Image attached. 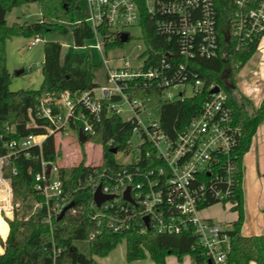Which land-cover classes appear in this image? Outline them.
Here are the masks:
<instances>
[{
    "label": "built area",
    "instance_id": "obj_1",
    "mask_svg": "<svg viewBox=\"0 0 264 264\" xmlns=\"http://www.w3.org/2000/svg\"><path fill=\"white\" fill-rule=\"evenodd\" d=\"M85 1L88 15L76 21L75 26L84 23L94 35L85 39L83 46L73 42L71 47L78 53L93 48L103 55L105 82L80 95L65 91L57 97L43 96L36 109L28 110V127H40L45 130L42 134L10 137L17 133L16 124L0 132V152L4 151L0 154V218L7 224L6 236L0 233L1 253V241L7 240L11 222L30 218L26 208L30 195L36 203H46V209L34 214H46L49 222L69 205L60 178L63 165L57 161V141L72 135L82 145L94 144L91 138L98 124L116 115L132 124V135L128 151L114 152L125 158L122 163L117 160L120 167L102 166V161L88 176L93 193L100 188L102 193L113 195L101 206L94 201L98 209L94 218L99 220V226L108 219L109 228L115 232L136 229L141 234L151 230L168 235L191 233L213 264H228L232 248L228 230L202 217L201 211L213 202L230 203L232 208L236 205V152L246 132L235 118L230 94L224 87L212 84L200 114L175 137L164 131L159 114L163 103L192 97L204 87L193 70V60L219 54L215 1L143 0L146 12L156 22L157 34L167 40V50L160 57L148 53L137 0ZM236 5L238 12L230 34L240 49L264 38V0H236ZM131 27L140 29L142 39L133 59L116 55L108 58L104 54L106 45L122 42L124 33H128L129 41L132 36L127 29ZM41 41L45 39L35 37L32 45ZM126 42H122L123 46ZM85 66L92 69L90 57ZM216 87L219 91L213 92ZM143 91L149 95H140ZM155 92H160V104L153 103ZM80 131L86 136L85 142L80 141ZM49 136L55 138L56 160L42 157L34 190L25 195L23 178L16 169L9 173L10 163L22 152L30 156L31 148L43 150ZM113 142L110 140L108 146ZM47 165L51 166L49 172ZM17 189L21 210L15 215L10 211L18 204ZM127 192L131 201L125 198ZM68 210L77 211L73 207Z\"/></svg>",
    "mask_w": 264,
    "mask_h": 264
},
{
    "label": "trees",
    "instance_id": "obj_2",
    "mask_svg": "<svg viewBox=\"0 0 264 264\" xmlns=\"http://www.w3.org/2000/svg\"><path fill=\"white\" fill-rule=\"evenodd\" d=\"M79 0H0V132H5L6 126L17 125V133L10 135L22 138L29 134H42L45 132L40 127H28L30 118L28 110L36 109L45 95L60 96L65 91L82 94L98 86L94 81L92 70L86 67L89 57L85 53L75 52L70 49L62 57V43L58 41H45V61L42 68L43 81L37 90L12 91V75L7 66L6 42L13 37L45 39L50 32L67 35L72 33L76 46H83L84 40L93 37V32L86 24L72 26L69 30L58 23H50L47 19L57 17L61 21H74V11L80 9ZM142 15V29L145 35L148 53L154 57L162 56L166 50L167 40L156 32V22L146 12L144 1L137 0ZM217 10V33L219 54L213 58L197 57L193 60V70L204 82V87L199 94L172 103H163L160 106L162 128L171 137H175L186 125L202 110L204 102L210 95V86L218 84L224 87L230 95L234 106L235 118L245 128V138L237 149L236 157V184L234 188V202L232 208L238 212V218L228 233L231 238L232 248L228 256V264H264V235L244 236L241 233L245 220L244 194H243V156L249 150L252 139L257 129L264 121V103L254 108L251 102L237 92V99L232 95V90L237 89L239 74L243 67L255 55L260 39L253 45L237 48L231 36L233 21L238 6L236 0H214ZM37 3L40 5L41 19L36 22L7 23V14L13 9L23 5ZM231 36V37H230ZM111 47H123L117 41L107 44L106 50ZM227 74L232 87H227L223 78ZM149 95L148 91L140 93ZM154 104L162 101L160 92H155ZM248 108V109H247ZM247 110V111H246ZM245 112V113H244ZM248 119L246 123V119ZM22 120L21 122L19 120ZM39 122H41L39 120ZM132 135V124L121 117L113 115L105 117L98 124L97 133L92 141L102 146V166L118 168L113 152L128 151V140ZM113 140L112 146L108 142ZM30 156L22 152L12 159L9 173L16 169L23 178V193L30 194L34 190L35 175L41 170L42 157L47 161L56 160V142L54 136H49L43 146L31 148ZM4 153L1 151L0 154ZM95 168L86 164L85 157L78 164L63 165L60 167V178L64 184V193L68 201L77 211L72 213L67 210L64 217L58 220L53 218L48 221V216L42 212L34 214L40 209H46L45 203L35 210L34 196L28 197L27 209L29 219L11 222L8 238L2 242L4 252L0 253V264H96L94 256L105 257L123 241L127 245V260L133 262L150 257L157 264H168L167 257L175 255L179 260L191 256L194 264H213L205 250L197 244L196 237L191 233L182 235L158 234L149 231L141 234L136 229L115 232L108 226V219H95L98 209L94 204V193L88 183V176ZM18 182V180L16 181ZM18 204L15 215L19 213L20 201L17 189ZM54 201L51 205H54ZM211 203L209 206L214 205ZM20 205V206H19ZM34 214V215H33ZM7 232V225L0 218V232ZM94 235V236H93ZM93 236V237H92ZM85 240L90 245V256H87L75 245L76 241Z\"/></svg>",
    "mask_w": 264,
    "mask_h": 264
},
{
    "label": "rangeland",
    "instance_id": "obj_3",
    "mask_svg": "<svg viewBox=\"0 0 264 264\" xmlns=\"http://www.w3.org/2000/svg\"><path fill=\"white\" fill-rule=\"evenodd\" d=\"M77 5L80 9L74 11V21L71 23L68 21L57 20V17L53 19H47L50 23H58L64 27H67L69 30L72 29V26H75V22L82 20L87 17L88 7L85 0H79ZM40 5L37 3L30 5H23L21 7L13 9L7 14V23L12 25L13 23H24V22H36L41 19ZM131 33V39L125 43L123 47H118L114 50L104 49L105 55L107 54L108 58L113 55L116 56H126L130 59H133V55L138 52V45H142L141 31L138 27H131L127 29ZM46 39L55 38L64 42L62 49V55H65L73 45V36L72 34H61L50 32L46 35ZM262 40V41H261ZM260 40L263 43L264 38ZM33 38L26 37H13L7 40L6 50H7V66L12 75V83L10 89L12 91L18 90H37L40 88L43 81V72L42 68L45 61V51H44V41L38 42L35 45H32ZM85 54L89 55L91 64L94 66L92 69L93 77L95 81L100 83L104 82V71L105 64L103 60V55L97 49H88L84 51ZM223 81L227 87H232L231 80L228 79L227 74L223 78ZM238 90H232V95L237 99ZM190 94V92H189ZM231 95V94H230ZM248 109V108H247ZM247 111V110H246ZM245 113V112H244ZM125 118L128 117L126 113L123 115ZM246 123L248 121L247 118ZM57 146L59 148V155L57 161L59 165H72L78 164L81 162L84 157L86 164L89 165H98L102 162V149L97 143H87L80 144L72 136L68 135L63 137L62 140L57 141ZM118 162L122 163L125 161L123 155H117ZM227 211V212H225ZM232 205L230 203L222 204L217 203L209 207L204 208L201 211L203 213H212L211 219L217 223H220L223 228L230 230L233 226V220L229 219L232 213ZM223 213L227 217L222 218ZM205 218V217H204ZM222 218V219H221ZM75 245L82 252L90 254L89 252V242L85 240H79L75 242ZM124 247V242L121 244ZM120 245V246H121ZM2 250L0 249V253ZM174 258V256H172ZM127 263L128 260H126ZM142 264H152L151 260L148 258L143 261Z\"/></svg>",
    "mask_w": 264,
    "mask_h": 264
},
{
    "label": "crops",
    "instance_id": "obj_4",
    "mask_svg": "<svg viewBox=\"0 0 264 264\" xmlns=\"http://www.w3.org/2000/svg\"><path fill=\"white\" fill-rule=\"evenodd\" d=\"M46 40L65 44L55 38H45ZM95 82L102 84L98 81ZM236 86L238 92L248 99L254 108L258 109L264 103V41L259 43L255 55L241 70ZM243 171L245 220L241 233L244 236L264 235V122L260 123L249 150L243 156ZM225 214L227 213L220 216L226 218ZM230 214L229 219L235 221L238 218L237 211L233 210ZM212 215L210 212L201 214L205 218H212ZM123 242L124 247L121 245ZM123 242L105 257L94 256L96 264H142L148 258L152 264H157L150 257L127 263V245L125 241ZM83 253L86 254V252ZM86 255L90 256V254ZM166 260L168 264H194L191 256H185L182 260H179L175 255H169ZM250 264L257 263L251 262Z\"/></svg>",
    "mask_w": 264,
    "mask_h": 264
},
{
    "label": "water",
    "instance_id": "obj_5",
    "mask_svg": "<svg viewBox=\"0 0 264 264\" xmlns=\"http://www.w3.org/2000/svg\"><path fill=\"white\" fill-rule=\"evenodd\" d=\"M128 39H129V35H128V33H124V34L122 35V38H121L122 42H126V41H128ZM218 91H219V88H218V87H216V88L213 90V92H218ZM19 121L21 122L22 120L20 119ZM80 141H81V142H85V141H86V136L83 134L82 131H80ZM113 152H116V150L114 149ZM50 167H51L50 165H47V167H46L47 172L50 171ZM112 198H113V195H107V194L102 193V191H101L100 188H98L97 191L94 193V201H95V203H96L97 206H101V204H102L104 201L110 200V199H112ZM125 198H126L127 200H130V201H131V198H130L129 192L126 193ZM73 205H74V203L72 202V203H70L68 206H66V207L63 209V211L60 213V215L57 217V219H58V220H61V219L64 217L66 211H67L68 209H70ZM146 222H148V218H146Z\"/></svg>",
    "mask_w": 264,
    "mask_h": 264
},
{
    "label": "bare ground",
    "instance_id": "obj_6",
    "mask_svg": "<svg viewBox=\"0 0 264 264\" xmlns=\"http://www.w3.org/2000/svg\"><path fill=\"white\" fill-rule=\"evenodd\" d=\"M45 205H46V203H45ZM41 206V204L40 203H36V205H35V210H37L39 207ZM11 213H15V209H13V210H11L10 211ZM1 233L3 234V236H6V231H1Z\"/></svg>",
    "mask_w": 264,
    "mask_h": 264
}]
</instances>
